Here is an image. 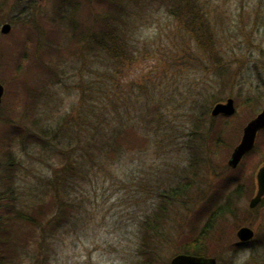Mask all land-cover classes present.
<instances>
[{
    "label": "rangeland",
    "instance_id": "1",
    "mask_svg": "<svg viewBox=\"0 0 264 264\" xmlns=\"http://www.w3.org/2000/svg\"><path fill=\"white\" fill-rule=\"evenodd\" d=\"M197 8L201 16L197 12L191 20L196 22L192 29L163 12L158 24L139 27L133 33V62L115 67L95 55L84 56L77 48L76 54L46 56L49 48L60 51L72 36L61 32L57 39L62 44L49 38L57 25L54 0L5 2L0 9V47L12 42L20 47L21 36L28 41L17 73L0 68L5 87L0 109V197H10L4 181L6 138L19 126L28 130L29 139L19 138L11 146L21 165L11 186L15 214L19 210L29 214L54 199L71 205L67 221L55 218L54 212L44 223L46 231L39 229L34 239L33 227L19 226L18 220L12 226L17 237L0 227V245L5 247L0 248L5 256L0 260L6 259L5 264H135L140 222L159 193L191 171L194 188L185 197L186 204L170 213L171 238L160 251L170 264L188 243L195 218L217 197L219 184L241 168L253 178L254 189L240 199L239 216L230 218L225 242H235L243 226L253 228L256 235L239 252L225 244L215 258L218 264H264V202L256 209L249 207L257 168L264 160V131L256 141L257 153L237 169L228 165L248 119L264 108V0H198ZM6 23L12 29L4 35L1 29ZM48 68L53 77L39 82ZM106 96L111 102L103 99ZM256 97V105L241 108L235 117L238 129L229 136L233 143L228 151L212 154L210 142L219 138L217 129L226 120L211 115L214 105L228 98L243 103ZM151 99L153 103L146 106ZM100 103L106 107L108 127L135 125L134 130L143 133L147 125L158 126V144L124 151L116 159L102 157L96 141L91 163L85 150L100 122ZM150 118L154 120L147 124ZM44 128L57 134L38 145L33 140Z\"/></svg>",
    "mask_w": 264,
    "mask_h": 264
},
{
    "label": "trees",
    "instance_id": "2",
    "mask_svg": "<svg viewBox=\"0 0 264 264\" xmlns=\"http://www.w3.org/2000/svg\"><path fill=\"white\" fill-rule=\"evenodd\" d=\"M6 1L0 0V9ZM197 6L198 0H54V13L56 14L57 25L49 32V38L56 39L58 44H62L58 40L61 32L63 34L71 33L72 36H70L65 46L60 45L62 47L60 51H54L49 48L46 56L52 59L53 55L58 57V53L65 54V51H68L76 54L78 51V53H84V56L85 54L95 55L99 57L100 61L107 60L115 67H122L133 62L135 50H133L134 44L132 40L134 31L138 30L139 27L158 24V15L162 12L167 13L173 20H178L184 26L186 25L189 29H192L196 22L190 23L191 20L197 16V12L201 16V9L197 8ZM21 37L24 41L20 47L13 42L6 43L0 47V68L5 69L9 73H17L21 61L23 62L25 59L23 52L26 50L25 44L28 38L27 36ZM29 38L31 39V36ZM75 48L78 50L75 51ZM59 57L62 58L61 55ZM27 58L28 55L26 56ZM51 73L48 68L44 75L40 77L39 82L42 81L43 83L44 78L53 77ZM92 87L90 88L91 90ZM103 99L111 102L108 96L106 98L103 97ZM258 99L257 97L251 98L243 103L237 99L236 103L245 109L256 105ZM152 103L153 99L147 100L145 105L149 106ZM114 104V102L111 103L112 106ZM155 108H158V106ZM99 112L100 122L98 121L99 116L95 112L94 119L98 121V126L94 132L95 134L88 140L90 144V146L88 145V151L87 149L85 150V154L91 163H93L95 157L93 148H95L94 144L96 141L99 142L96 147H98L99 154L102 157H115L116 159L121 158L124 151L147 149L151 142L158 144V126L150 127L147 125L146 131L143 133L135 131L133 128L135 125L130 128H126V126L122 128L116 126L108 127L106 125L107 118H105L106 107L101 103ZM235 117L222 121L218 127L219 138L215 140L216 136L213 137L209 146L212 154H224L231 147L233 142H229L231 140L229 136L238 129ZM153 120V118L148 119L147 124ZM34 123L38 125L37 122ZM44 129H40V135L37 138L35 137L34 143L44 145L46 140L52 139L57 134L56 132L52 133L47 128ZM28 137V130L25 127L18 126L6 138L7 173L4 181L9 186L7 192L10 197L9 200L4 195L0 197V227L3 226V230L5 228L7 233L17 237V231H13L12 226L16 225L14 220H18L19 226L28 224L33 227L34 235L30 237L34 239L36 231L39 229L43 232L46 231L44 223L49 215L55 212V218L58 216L66 218V213L71 209V205L54 199L50 204L37 205L29 214L21 210L15 214L14 200L16 197L14 196V191L11 190V186L14 183L15 172L20 170L21 165L16 157L12 155L11 146L19 138L23 142H28ZM238 137L236 136L235 139H238ZM81 143L82 141L75 146L76 149ZM61 151L59 153L62 155ZM255 153H257V150L251 155L253 156ZM75 172L77 171L75 170ZM191 174V171L184 173L177 184L160 192L152 210L140 222L141 234L136 251L135 264H167L161 257L160 251L164 243L171 238V232L169 231L170 213L177 206L186 204L185 197L194 188L193 181L190 178ZM253 189V178L243 168L238 170L235 175L227 178V180L222 181L218 187L217 197H215L213 202L209 203V209L195 218L188 243L181 253L216 257L218 256V249L225 244H227V249L235 252L242 251L245 246L249 245L242 244L237 239L235 242L229 243V240L225 242V234L230 218L239 216L240 199L248 194L251 195ZM57 196L59 197V193L53 195L54 198ZM54 220L51 221L54 222ZM64 221H67V218ZM45 240L46 237H44ZM0 248L2 250L5 249L3 244L0 245ZM4 257L3 253L0 252V259ZM5 263L6 259L0 260V264ZM37 263L40 262L37 261Z\"/></svg>",
    "mask_w": 264,
    "mask_h": 264
},
{
    "label": "water",
    "instance_id": "3",
    "mask_svg": "<svg viewBox=\"0 0 264 264\" xmlns=\"http://www.w3.org/2000/svg\"><path fill=\"white\" fill-rule=\"evenodd\" d=\"M12 26L10 24L3 25L1 32L9 34ZM5 95V87L0 83V108ZM235 103L233 99H229L227 103L217 104L213 110V116L221 114L233 115L235 114ZM264 130V108L260 114L244 128L243 136L240 144L234 149L228 165L232 169L238 168L244 157L249 154L255 147L257 135ZM257 191L255 196L251 199L249 207L255 209L264 199V165L258 170L256 174ZM237 237L241 242H250L255 237V231L249 227L244 226L237 232ZM170 264H218L216 258L198 257L188 254H179L172 258Z\"/></svg>",
    "mask_w": 264,
    "mask_h": 264
},
{
    "label": "flooded vegetation",
    "instance_id": "4",
    "mask_svg": "<svg viewBox=\"0 0 264 264\" xmlns=\"http://www.w3.org/2000/svg\"><path fill=\"white\" fill-rule=\"evenodd\" d=\"M237 106H239V104H237ZM240 107V106H239ZM240 109H241V107H240Z\"/></svg>",
    "mask_w": 264,
    "mask_h": 264
}]
</instances>
